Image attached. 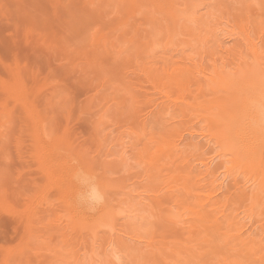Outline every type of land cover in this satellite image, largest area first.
Masks as SVG:
<instances>
[{
    "label": "rangeland",
    "instance_id": "obj_1",
    "mask_svg": "<svg viewBox=\"0 0 264 264\" xmlns=\"http://www.w3.org/2000/svg\"><path fill=\"white\" fill-rule=\"evenodd\" d=\"M149 1L0 0V264H77L75 251L78 249L81 253L80 249L86 245L84 251L87 253L81 258H86L88 264L93 261L96 262L94 264H145L144 260L147 258L149 262L146 264H152L150 260L153 255H146L147 242L130 240L121 229L126 227V232L130 230L144 238L163 234L161 231L164 232L167 226L164 222L165 210L172 206L165 197L162 198L166 194L169 196V193L165 194L163 185L175 175V167L183 170L186 168V164H183L186 155L183 153L181 156L177 152V156H172L173 166L168 165L164 169L166 173L162 171L164 177H161V182L158 180L160 183L157 186L162 187L161 193L164 194L161 195L158 190L159 197L155 192L157 186L154 187L155 183L151 181L150 175H155L160 168H152L154 164H151L149 158L141 161L139 153H145L144 156L148 153L159 156L156 154L159 143L155 140H160L161 123L169 129H182L186 125L184 118L183 121L179 118L185 106L183 103L177 104L181 98L190 96L191 100H185L188 103L196 99L201 103L212 101L214 104L218 101L215 104H227L228 93L224 89L217 92L210 86L201 88L203 78L198 79L202 77H199L201 68L212 69L211 66L214 65L233 72L242 70L241 62L247 65L254 63L250 45L253 43L260 47L258 53H262L263 57L260 61L264 62V0H176V8L180 10L176 12H179L178 18L174 17L177 33L170 30L173 18L167 12L170 11L168 4L171 3H162L160 0L164 8L162 12L169 6L164 15V12L160 13L158 7H161V3L158 0L156 5L152 4L155 1ZM173 1L171 0L172 7ZM133 5L138 7L134 6L133 9ZM150 5H154V8ZM155 6L160 10L159 14L155 13ZM146 10L149 13L152 11L150 15L153 16L147 14ZM166 15L172 18V23ZM151 17L156 19V24L157 21L161 23L163 27H157L163 29L162 34L166 35V38L154 44V37L160 35L155 34L158 29L156 31V25L154 28L148 20ZM164 29H169V33ZM241 32L246 33V36ZM240 34L252 39L248 43L244 42ZM192 61L201 65L191 67ZM180 66H184L183 69L190 67L189 70L194 72L188 71L189 76L191 74V81L187 77L190 82L188 84L186 76H183L187 80L186 93L181 89L185 88L184 85L181 87L182 82L177 83L183 78L176 79V85L180 84L181 94L177 91L181 95L180 99H177L179 94L175 91V85L174 89L166 88V93L169 94L161 90L162 87H157L159 84L156 78L152 85L151 78L156 73L158 76L157 70L159 74L168 69V73H175V70L176 73H182ZM195 71L199 73L198 76ZM199 81L198 90L196 84ZM201 89L204 92L199 95ZM170 91H175L176 94H171ZM166 98L171 100L164 105ZM173 98L177 100L176 103H173ZM150 106L154 108V116H148L142 122V114L149 111L147 107ZM144 108L147 109L144 111ZM167 111L172 113L169 115ZM196 114V122L202 121L206 115ZM199 121L195 125L200 126L198 129L208 124H201ZM186 135L184 134V139H187ZM206 150L208 151V147ZM206 150L204 151L207 152ZM179 156L180 158H176ZM163 160L159 161V165H164L161 163L166 159ZM80 167L85 171L91 169L93 172L90 174L100 180L102 191L104 189L105 192V203H109L107 205L113 212V217L110 215L112 219L107 220L106 224L93 229V233L89 230L93 237L85 230L86 227H91L89 219L88 224L80 227L79 231L73 226L70 228V208L65 207L70 200H66L64 193V201L60 199V202L59 198L56 199L59 194L55 193H58V189L55 187L56 190L52 191L54 186L60 187V175L63 179V176H69V171L77 173ZM53 176L58 179L54 181ZM100 207L102 206L97 208ZM94 209L86 211L88 213ZM167 227L169 231L182 234L177 226L169 222ZM149 228L155 231L154 234ZM149 230L152 232L150 235ZM167 240L171 241L170 238ZM93 248L97 254L93 253ZM138 250L144 251L147 258L141 257L138 261L136 256L141 252ZM92 253L98 259H94ZM166 259L165 263L184 264L183 261L174 263L172 258V261ZM157 261L156 264L159 263Z\"/></svg>",
    "mask_w": 264,
    "mask_h": 264
},
{
    "label": "bare ground",
    "instance_id": "obj_2",
    "mask_svg": "<svg viewBox=\"0 0 264 264\" xmlns=\"http://www.w3.org/2000/svg\"><path fill=\"white\" fill-rule=\"evenodd\" d=\"M147 1H149V0H147ZM154 1H155V3H152ZM158 1L160 2V0H158ZM132 2L130 3V5L132 4ZM149 2L156 5V0H153V1L151 0ZM163 2L164 3L165 2L171 3V5H172L171 0H168V1L162 0V3ZM173 2H174L173 7L170 4H168L170 6V8H169V6H167V4L164 6H167V8L165 7V10L168 11V8H169V10L172 11L171 13H170V11L169 12L166 11V12H167V15L172 16V18H173L172 22L174 24V23H176L175 18L176 17L178 18L179 12L177 13L178 15L176 14V12L179 9L176 8V6H178V4L175 5V3L177 1L174 0ZM162 3L160 4L161 7H158L161 11L158 10L157 7L155 6L157 10L155 9V11H156L155 12L154 9H152L153 12L159 14V11H160V13H161L162 10L164 9L162 6L163 5ZM134 6L138 7L136 5H133V9H134ZM153 6H151V7H153ZM126 7H127V5H126ZM171 7L173 8L172 10H171ZM140 8H138V9H140ZM165 10L163 11L164 13L162 12L164 15L166 14ZM149 11L147 12V10H146L147 14L149 13ZM135 13H136V10H135ZM150 13H149V15H150ZM150 16H153V15H150ZM170 16H167L168 19H170ZM162 17H163V15H162ZM167 17H166V19H167ZM164 19H165V16H164ZM171 19H170V23H172ZM148 20H149V22H151V24H153V27H154V25H156L155 26L156 28L154 27L156 29V31L158 29V32H157L158 34L157 33H155V34L157 36L160 35V37H154L155 40L153 39L154 40L153 44L163 40L164 38H166L165 33L162 34L163 29H160V27H163L162 25H160L161 23L159 24L157 21V24H156V21H155L156 19H154V17H151V19H148ZM195 22H196V19H195ZM146 23H148V21L145 22V24ZM165 24H166V21H165ZM173 24H172V26L170 25L171 26L170 30L172 31V33H173V31L175 33H177L178 31L176 32L177 29H175L177 24L176 25L174 24L175 26ZM157 26H160V27H157ZM168 30L164 29L165 32L166 31L168 32ZM142 32H143V30H142ZM149 32H151V31H149ZM107 33H109V32H107ZM150 34H153V33H150ZM155 34H153V36H155ZM244 34H246V33H242L243 36H246ZM191 36H193V35H191ZM239 36H241V34ZM243 36H241L242 37L241 39H243L244 42L248 43L252 39V38L250 39V38H246ZM249 37H250V35H249ZM114 38H116V37H114ZM120 38H122V37H120ZM149 42H151V41H149ZM188 44L191 45L190 42H188ZM188 44H187V46H188ZM130 45H131V43H130ZM158 45H160V44H158ZM250 45H251V50L254 54L252 56L254 57L255 60L253 61L254 63L248 64V65L245 62H241L240 68L242 70L238 71V69H237V71L235 70L233 72V70L228 71V70H225L226 68H224V70H225L224 71L220 67L216 68L214 65H212L211 66L212 69L208 68V69L202 70V68H201V70H200L201 74L198 73L200 75L199 77H201V76L202 77L201 78L197 77V78L200 80H202V78H203V80L201 81L202 82L201 88L205 89L204 88L205 86H208V87L210 86L211 89H215L217 92H218V90L224 89V91L229 94V95L227 94L228 99L225 98V99H227L226 100L227 104H225L224 102H221L218 105L215 104V102L217 103L218 101H215L214 104L212 103V101L211 102L210 101H205V102L203 101V103H201L199 101H196V99L192 103H188L187 101L185 102V100H187V99L191 100V98H190V96H188V98H185V97L181 98L179 86L182 82L181 87H183V85H184L185 88H181V89H184V93L187 92L186 91L187 87H186L185 82L187 80H188L187 84L189 82V79L187 77H189L190 81H191V77H190L191 74L189 76V73H188V71L189 72L191 71V70H189L190 67L189 68L185 67V69H183L184 66L183 67L180 66V67H182V69L180 68L182 73H179V72L176 73V70H175L176 67L174 68L175 73H173L172 71L170 73H168V70H169L168 69L165 71L163 70L165 73L159 74V71L157 70L156 72H158V76L156 75L157 73L155 72L156 74L154 75L155 77H153L154 79L151 78V81L153 83L152 85H154L153 81H155V78H156V82L159 84V85H157V87L160 86V89L162 87L161 90H164L165 93L168 92V89H174L176 87L175 91L176 92L179 91V93H180L179 94L177 92L179 94V95L177 94L179 96V98H177V99L181 98L182 100L180 99L181 102L180 101L177 102V100L175 101V99L173 98L174 99L173 103L177 102V104L183 103L185 105L183 109L179 108L180 110L181 109L183 110V112H181L183 114L181 116L180 115H178V116H180L179 118H181L180 121L184 118L183 120L186 122L185 123L186 125L182 127L183 130L175 128V127L169 129V128H166L167 125H163V123H161L160 129H162V130L160 132V136H161V137H159L160 140L159 139L157 140L156 137L154 136L155 137L154 140L156 139L155 141H157L159 143L158 144L159 147L157 148L158 152L156 153L159 156H156L155 154L152 155L151 153H148L144 156L145 153L144 154L139 153V158L141 159V161L144 158L145 159L149 158L150 161L152 162V163L151 162L150 163L154 164L151 166L152 168L153 167L156 168L157 166L160 168V170L157 173L155 172V175H153V173H152V175H150V173H149L150 177L152 176L151 177L152 179L150 177L149 178L151 179V181L153 183H155L154 187H156L161 182V180H162L161 177L162 178L164 177V175H162V171L164 169L166 170V168H168L169 167L168 165H170V164H171V166H173L172 164H174V163H173V157L172 156H174V157L177 156V155H175V154H177V152L179 153V155H181L183 153H185V155H186L184 158L185 162L183 163L184 165L186 164L185 165L186 168L183 170L182 168L178 169V167H175L176 168L174 171L175 175L174 176L172 175L173 177H171V179L168 178V180L165 178L168 182L165 180L166 184L163 185L164 186L163 189L166 190V191H164L165 194L169 193V196L167 194L165 196H162V198L165 197V199H167V201L169 202V203L168 202L167 203L169 205L172 204V206H173V207L169 206L167 208V210H165L166 214L164 216L165 217L164 222H166L167 226H168V222L173 224L174 226H177V229L182 234L178 235L177 233L172 232V230L169 231V228L165 225H163L166 227V229L164 228L165 229L164 232H163V230L162 231L159 230L163 234H160V235L158 234V236H154L155 231L151 230L149 228L153 233L150 232V230H149L148 235H150L151 233L154 235L153 236L150 235L152 237H150V236L146 237L145 236V238L142 236L135 235V233H133L130 230L128 232H126V230H125L126 227L124 230L121 229V232H123V234H124V236H126V238H129L130 240H136V242L138 241L139 243H141V242L146 243L147 242L146 246L148 247V250H146V252L147 251L148 252L146 255H148V254L153 255V256H151V257H153V259L150 260L151 261L150 263H152V264H156L155 262L157 260H158L157 262H159L158 264H173V263H165L164 261L166 258H167L166 259L167 261L171 260V258H172L173 261H175L174 263H178V261L179 262L183 261L184 264H264V217H263L264 216V163H263L264 159H262V158H264V156H263V154H264V66H263L264 62L260 61V58L262 57L261 56L262 53L261 54L258 53V51L260 49L258 44L253 43ZM248 47H249V45H248ZM248 50H249V48H248ZM148 52H149V50H148ZM228 52H230V51H228ZM249 52H251V51L249 50ZM235 55H236V53H235ZM145 56L147 57V55H145ZM189 59L191 60V58H189ZM241 59H243V58H241ZM186 60H188V58ZM194 64H195V62H193L192 65H194ZM197 64H195L194 66L191 65V67L195 68V67H197V66L199 67L201 65V64H199V65H197ZM246 65H247V67H245ZM177 69H179V68L177 67ZM219 69H221V70H219ZM161 72L162 71H160V73ZM191 72H193V71H191ZM195 72H196V76H198L197 71H195ZM193 74H194V72H193ZM183 76L184 77L186 76L187 80H186V78L184 79ZM147 77H149V76H147ZM178 77L179 78L182 77L184 80L180 78L181 81L177 82L176 79H178ZM194 77L195 76H193V78ZM137 80H139V79H137ZM175 81L177 83H180V84H178V86H177L176 85L177 83ZM149 82H150V80H149ZM174 85H175V87H174ZM196 85H197V89H198V86L200 89V81ZM166 88H168V89H166ZM203 89H201L199 91V95H201L204 92V91L202 92ZM175 91H173L174 94H176ZM173 92L170 91L171 94ZM184 93L182 92L183 95H184ZM166 94H169V93H166ZM188 95H189V93H188ZM163 96L166 97L165 95H163ZM186 96H187V94H186ZM170 97L172 98V96H170ZM166 99H164L165 100L164 101L165 103L163 102L164 105L166 104V102L171 100V99L168 100V98H166ZM223 100H224V98H223ZM167 106H169V105H166V107ZM150 107H147L148 109L144 108V111L146 109L149 111H146V113L142 114L143 115L142 117L144 118L142 120V122L145 119H147L146 117L151 116V115L154 116V113H155L153 110L154 108L152 109V107H151V109H152L151 110ZM171 108H173V107H171ZM166 109H168V108H166ZM200 109H202L203 112H201ZM197 112L199 113V115L202 113L206 114V115H204L205 117H203V119H202V121L204 120V122L199 121V120L198 121H199V123L201 122V124L207 122L208 123V124L206 123L207 126H205L206 125L205 124L204 125L205 127L202 126L203 128L201 127L199 129H198V127H200V126L196 127L198 124L197 123L198 121L197 122L194 121V118L196 119V117H197L196 113ZM156 113H158V112L156 111ZM169 113H172V112H168V114ZM169 115H168V117H170ZM198 118H199V116H198ZM3 120H4V118H3ZM166 121H169V120H166ZM155 122H157V121H155ZM195 122H196V124H195ZM182 123H184V122H182ZM184 134L185 135L188 134V135H186L187 139H184ZM182 147L183 148L186 147V148L183 149ZM207 147H208V151L206 150ZM181 148L183 149V151ZM137 149H139V148H137ZM204 150H206L207 152H205ZM104 156H106V155H104ZM181 156H183V155H181ZM170 158H171V160H170ZM176 158H180V156L176 157ZM163 159L164 160L166 159L165 162L161 163L164 165H159L160 164L159 161L163 160ZM167 160H170V161H167ZM147 161H149V160H147ZM215 161H217V162H215ZM214 162H215V164H214ZM194 164H196V165H194ZM78 165H81V164H78ZM103 168H104V166H103ZM80 169L82 170L81 167L79 168V171H81ZM149 169H150V167H149ZM156 169H158V168H156ZM83 170H82V172H80L81 175L79 176V178L77 177L76 172L72 173L70 171H69L68 177L63 176L65 178L67 177L66 179L65 178L61 179V175H60L59 176L60 177L59 180L61 181L60 187H57V186L53 187L52 186L53 187L52 191L53 190L55 191L56 189H54V188L56 187L58 189L57 190L58 193L57 192H55V193H56V195L59 194V197L57 196L56 199L59 198V200L63 199V201H64V193H66V196L68 197V198L66 197V200H68V199L70 200L67 202V204H65L66 205L65 207H68V209L69 208L71 209V207H72L71 210L69 209V212H70L69 214H70V218H71L70 220H72L71 221L72 225L69 224L70 228H72L71 226H73V227L77 228V230L79 231L80 227H83L86 223L88 224V222H90V220H91V222L89 223V225H91V227H89V229L86 227L85 230L87 229L86 232H88L89 230L92 232L93 229H95L96 227L103 225V224H106L107 220L109 221V219L110 220L112 219V218H110L112 208L110 209V207H108L107 204H109V203H107V204L105 203V201H106L104 198L105 192H104V189L102 191L103 185L100 182V180L95 179L94 177H96V176H94V174H90L93 172L91 169H89V171L91 170V172L85 171V170L83 171ZM165 170H164V172H165ZM217 170H219V171H217ZM153 171H156V170H153ZM47 175H48V173H47ZM146 176H147V174H146ZM54 178H55V180L54 179H51V180L56 181V178L58 179V177H54ZM163 181H164V179H163ZM49 183H50V179H49ZM58 183L59 182H57V185H58ZM173 184H176V185H173ZM50 185H52V182ZM54 185H56L55 182H54ZM93 189H95V191H93ZM155 190L154 191L158 195L161 193L162 187L157 186V188H155ZM158 190L160 191V193H158L159 192ZM162 193H161V195H162ZM61 200H60V202H61ZM173 200H175V201H173ZM62 203H63L62 207L64 208V202H62ZM102 203H103V205H102ZM96 204H97V207L100 205L102 207H100V209H99L96 207ZM94 208L97 209L96 213L94 212L95 211ZM91 209H94L92 211L93 213L90 212ZM86 210H90L89 212L91 213V215L89 212L87 213ZM82 211H84V212H82ZM111 216L113 217V215H111ZM260 216H262V218H260ZM87 217H89V218H87ZM258 217L260 219H258ZM255 218H257V219H255ZM88 219H89V221L87 222ZM67 223H70V221L69 222L67 221ZM148 223H149V221H148ZM167 228H168V230H167ZM25 230L27 231V228H25ZM110 230L112 231L113 229H110ZM90 231H89V234H91ZM169 234H172V235L168 236ZM162 235H164V236H162ZM184 235H186V236H184ZM30 237H31V235H30ZM91 237H93L92 234H91ZM25 238H26V236H25ZM62 238H64V233L62 235ZM94 238H95V235H94ZM146 238H149L150 240H148ZM167 238H170L171 241H168L169 239L167 240ZM34 241L35 240H33V242ZM63 241H64V239H63ZM38 242L39 241H37V243ZM27 243H29V241ZM44 243H45V241H44ZM109 244H110V242H108V245ZM34 246L36 247V245H34ZM85 247L80 249V251L82 250L81 253L78 252V249H77V251L74 250L75 251V261L77 264H86V263L88 264V262H86V258L83 260L81 258V257L85 256L87 253L86 251H84V249H86ZM53 248H55V246ZM43 249H44V246H43ZM93 249H92V251H94L93 253H95V249L94 250ZM131 249H132V247H131ZM56 250H57V248H56ZM138 251H141L142 253L138 252ZM138 251H137L138 256H136L137 259H139L138 261L141 260V257H144V259L147 258L146 256H144V254H145L144 251H142V250H138ZM93 253L91 255H93ZM116 253H118V252H116ZM95 254H97V253H95ZM95 254L93 255L94 259H95V257H97V256H95ZM134 254H136V253H134ZM136 257H135V259H136ZM93 258L92 259L89 258V259H91V261H92ZM175 258H177V259H175ZM96 259H98V257ZM144 261L146 264L147 261L149 262V259L147 258ZM196 261H198V262H196ZM94 262L95 261L89 262V264L90 263L94 264ZM97 262H98V260H97ZM142 262H143V260H142Z\"/></svg>",
    "mask_w": 264,
    "mask_h": 264
},
{
    "label": "clouds",
    "instance_id": "obj_3",
    "mask_svg": "<svg viewBox=\"0 0 264 264\" xmlns=\"http://www.w3.org/2000/svg\"><path fill=\"white\" fill-rule=\"evenodd\" d=\"M77 177L79 178V176L81 175L80 171L78 170L76 173ZM93 191H95V189H93Z\"/></svg>",
    "mask_w": 264,
    "mask_h": 264
}]
</instances>
